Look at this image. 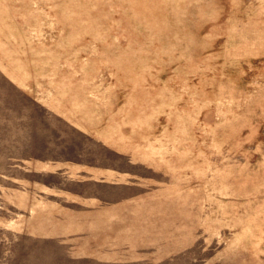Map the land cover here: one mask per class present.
Wrapping results in <instances>:
<instances>
[{
    "label": "rangeland",
    "instance_id": "rangeland-1",
    "mask_svg": "<svg viewBox=\"0 0 264 264\" xmlns=\"http://www.w3.org/2000/svg\"><path fill=\"white\" fill-rule=\"evenodd\" d=\"M0 264H264V0H0Z\"/></svg>",
    "mask_w": 264,
    "mask_h": 264
}]
</instances>
